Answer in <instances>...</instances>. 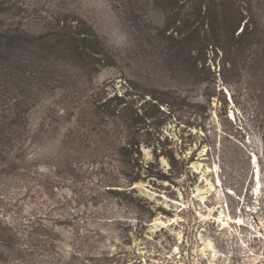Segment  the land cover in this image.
<instances>
[{"label":"rangeland","instance_id":"374dc122","mask_svg":"<svg viewBox=\"0 0 264 264\" xmlns=\"http://www.w3.org/2000/svg\"><path fill=\"white\" fill-rule=\"evenodd\" d=\"M252 3L260 42L237 71L226 70L225 81L220 57L200 80L169 65L156 34L165 15L155 0H0V26L41 33L51 17L74 13L114 57L91 77L57 63L48 88L37 84L20 130L25 158L15 178L0 182V213L15 223L37 219L54 232L24 261L0 251V264H264V0ZM131 83L146 99H168L154 131L192 158L180 178L142 174L128 184L132 171L117 161L116 136L101 133L103 121L92 118L96 94L133 92ZM142 155L145 163L154 159L145 145ZM156 164L169 173L164 156ZM108 188L134 191L155 216Z\"/></svg>","mask_w":264,"mask_h":264},{"label":"trees","instance_id":"16d2710c","mask_svg":"<svg viewBox=\"0 0 264 264\" xmlns=\"http://www.w3.org/2000/svg\"><path fill=\"white\" fill-rule=\"evenodd\" d=\"M155 2L165 15L164 25L156 31L158 40L164 45L169 65L184 77L200 80L211 71L208 62H216L220 57L226 81V70L237 71L243 57L260 42L252 0ZM6 27L0 26V182L15 178L19 160L25 158L21 145L25 137L20 130L25 129L27 115L37 102V84L48 88L57 63H70L91 77L114 62L106 42L74 13L61 12L51 17L41 33ZM129 87L134 91L123 95L96 94L90 108L92 118L103 121L99 123L101 133L116 136L118 145L114 150L121 168L132 171L125 174L119 168L118 173L127 176L128 184L139 181L142 174L158 181L180 178L189 169L192 158L162 141L154 131L157 113L169 103L168 99L165 94L155 93H148L150 98L146 99L132 83ZM143 145L153 149L154 159L149 163L144 161ZM161 156L171 166L169 173L155 165ZM106 183L108 187L117 186L109 185L112 181ZM106 192L112 197L123 195L139 211L148 210L150 217L155 216L147 200L137 197L134 191L108 188ZM0 214V251L16 260L24 261L25 254L40 248L37 245L40 239L50 238L54 232L37 219L15 223L7 214ZM44 264H64V261L50 259Z\"/></svg>","mask_w":264,"mask_h":264}]
</instances>
